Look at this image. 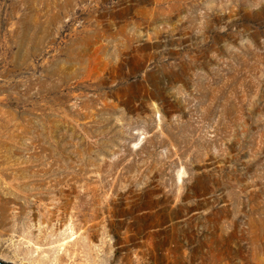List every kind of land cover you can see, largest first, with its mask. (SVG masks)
Masks as SVG:
<instances>
[{
    "label": "rangeland",
    "instance_id": "obj_1",
    "mask_svg": "<svg viewBox=\"0 0 264 264\" xmlns=\"http://www.w3.org/2000/svg\"><path fill=\"white\" fill-rule=\"evenodd\" d=\"M0 261L264 264V0H0Z\"/></svg>",
    "mask_w": 264,
    "mask_h": 264
},
{
    "label": "water",
    "instance_id": "obj_2",
    "mask_svg": "<svg viewBox=\"0 0 264 264\" xmlns=\"http://www.w3.org/2000/svg\"><path fill=\"white\" fill-rule=\"evenodd\" d=\"M0 264H8V263H4V262H1V261H0Z\"/></svg>",
    "mask_w": 264,
    "mask_h": 264
}]
</instances>
